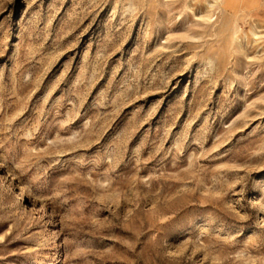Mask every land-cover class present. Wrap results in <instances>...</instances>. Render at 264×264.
Segmentation results:
<instances>
[{
    "label": "rangeland",
    "instance_id": "1",
    "mask_svg": "<svg viewBox=\"0 0 264 264\" xmlns=\"http://www.w3.org/2000/svg\"><path fill=\"white\" fill-rule=\"evenodd\" d=\"M0 264H264V0H0Z\"/></svg>",
    "mask_w": 264,
    "mask_h": 264
}]
</instances>
